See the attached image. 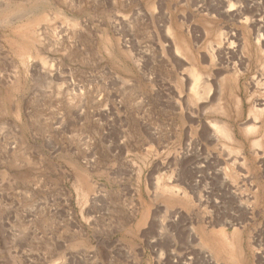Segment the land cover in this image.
Listing matches in <instances>:
<instances>
[{
    "label": "rangeland",
    "instance_id": "obj_1",
    "mask_svg": "<svg viewBox=\"0 0 264 264\" xmlns=\"http://www.w3.org/2000/svg\"><path fill=\"white\" fill-rule=\"evenodd\" d=\"M176 263L264 264V0H0V264Z\"/></svg>",
    "mask_w": 264,
    "mask_h": 264
},
{
    "label": "bare ground",
    "instance_id": "obj_2",
    "mask_svg": "<svg viewBox=\"0 0 264 264\" xmlns=\"http://www.w3.org/2000/svg\"><path fill=\"white\" fill-rule=\"evenodd\" d=\"M228 10H230V8L228 9ZM182 45V44H181ZM27 58V57H26ZM191 71V70H190ZM192 76L195 78V79H197L198 77H199V75L200 74H198L195 70H192ZM194 79V80H195ZM198 81V80H197ZM196 80H195V82H197ZM201 87V88H200ZM218 88V87H217ZM191 89L193 90V92H194V96L195 97H193L194 99H197V100H202V101H208V102H210L211 101V99L212 100H214L215 98L217 99V98H219L218 96H216V95H214V93H213V95L212 96H214L213 98H212V96H210V92H211V85H210V83H208V81L206 80V81H200L199 80V82L198 83H194L193 85H192V87H191ZM218 92V91H217ZM191 96V95H190ZM192 99V98H191ZM218 106V108H220L219 107V105H217ZM207 108V106H206V104L205 103H203V106H202V109L203 110H205ZM215 108V107H214ZM217 108V109H218ZM220 110V109H219ZM215 121L216 120H213L212 121V125H215ZM211 122V121H210ZM211 124V123H210ZM214 129L215 130H218V131H220V133H222V135L225 137V138H228V135H229V129H228V127H225L224 125H215V127H214ZM214 130V131H215ZM216 134V133H215ZM230 136H231V134H230ZM212 137V136H211ZM231 138V137H230ZM230 140V139H229ZM229 222V221H228ZM177 264V263H176Z\"/></svg>",
    "mask_w": 264,
    "mask_h": 264
}]
</instances>
